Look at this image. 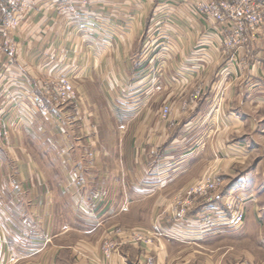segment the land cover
<instances>
[{
	"label": "crops",
	"instance_id": "crops-1",
	"mask_svg": "<svg viewBox=\"0 0 264 264\" xmlns=\"http://www.w3.org/2000/svg\"><path fill=\"white\" fill-rule=\"evenodd\" d=\"M200 1L88 0L71 23L52 0H25L16 54L0 55V117L27 118V104L49 98L62 73L74 74L78 96L26 119L2 145L0 264H262L246 252L264 250L251 242L261 229L248 227L262 201L255 181L240 178L226 192L246 205L239 227L196 223L222 195L173 218L178 196L205 170L230 175L257 157L256 169L264 155V27L250 52L222 53L219 25L199 16ZM130 230L153 244L122 243ZM239 245L242 257L231 254Z\"/></svg>",
	"mask_w": 264,
	"mask_h": 264
},
{
	"label": "rangeland",
	"instance_id": "rangeland-1",
	"mask_svg": "<svg viewBox=\"0 0 264 264\" xmlns=\"http://www.w3.org/2000/svg\"><path fill=\"white\" fill-rule=\"evenodd\" d=\"M52 1H53L52 5L55 7V10H56L55 16L56 15L57 16H67L68 15L70 20L69 21L67 20V21L71 22V23L72 22H77L80 19V17H82L83 13H81V11H83L84 8H87V5H88V0H52ZM109 1H113V0H109ZM216 2L217 3H221V1H218V0H201L200 2H198L195 5V8H196V11L199 14V16H201L204 20L207 21L208 17H210V14H211V9L207 8V6L211 7V4L212 3H216ZM0 4H1L0 5V55H1V53H7V52H8L9 55H11L9 53L10 52L9 47H11L12 50H13V53H14V54L11 55V57H13L16 54V46H14V42H13L14 40H13L12 36L16 32V30L18 29L17 17L19 15L25 14L27 12L28 8H29V5L25 2V0H4V1L0 0ZM262 8H263L262 10L264 12V7L262 6ZM162 13L163 12L160 11V17L162 15ZM226 16L228 17L227 14H226ZM6 23L11 25L9 32L6 31L7 33H10L9 35H11V38H12L10 46L6 44L5 38H4V33H5L4 26L6 25ZM217 25H219V26H217L218 27V33L221 36L222 42H223L224 37L227 35V33H226L227 28H225L226 25H220L219 23H217ZM263 27H264V24L259 29V33H258L257 37H259V34L262 31ZM158 29H159L158 33L161 34L162 31L166 30L167 28L163 26V23H161V25L159 26ZM249 47L250 46L247 47V45H245L243 48L236 49V50H231V49H227L225 47V45H224V42H223L222 53H234V56H236L238 53H246V51L250 52L251 49ZM235 60H236V63L239 65V60H238L237 57L235 58ZM3 69H4L3 67L0 69V77L2 75L1 74L2 73L1 70H3ZM55 77H56V79L55 78L52 79V85H54L53 89H50V90L48 89V92H47V95L52 100L53 104H52V102L49 100V98L46 95L45 96L43 95L44 97H42V96L36 97L35 96L36 99L38 98L37 99L38 102L35 101V108H33V109H32V107H30L29 104H27L28 110L25 111V113L27 114V118H25V114H23V113L20 114L19 118L16 117L17 120L11 121V122H9V120H8L9 117L8 116H6L5 119L0 117V150L3 148L2 145L4 143H5V147H6L7 141L9 139H12L10 137H12L13 133L16 131V128L17 129L18 128L23 129L24 127H26L25 126L26 125L25 124L26 119H27L28 125L29 124L32 125L36 115H38L40 113L41 114L42 113H47V114L51 115L52 112H51L50 108L57 107V106H63V105L66 106L67 104L71 103V101H73V100H75L77 98L78 94H77V91H76V88H75V85H74V74L70 75L68 73H62V74H59L58 76L55 75ZM62 79H67L69 82H71L72 86L75 89V93H76L75 98L70 99V100H63V99H61L59 97V95L57 94V89L59 88V83L61 82ZM4 93H5V91H3V89H1L0 90V95H3ZM52 105H54V106H52ZM1 109L2 108H1V104H0V112H2ZM169 114H170V108H168V107L164 108L163 111H162V117L163 118H167ZM122 129H125V128L122 127ZM27 146H29V145H27ZM1 155H2V153L0 151V161L2 160ZM52 156L54 158H61L60 155H57V154L56 155H52ZM7 157H10V156L7 155ZM93 157H94V160H96V154H94ZM259 157H260V159L263 160V162L261 161L260 162L261 163L260 166L257 167L256 169H254L252 167H254L255 166V162H257L259 160L257 157H256L255 160H253L254 162L252 161V162L247 163L245 165H240L239 166L240 169H238V170L236 169V170L232 171V174L230 173V175L222 174V175H219V176H215L216 180H218V183H219L218 187H217V190L214 191L211 194L212 196H211V200L210 201L208 199L207 200L204 199V200L206 202H211L212 198L216 197L217 195H218V197L220 195H222L223 198L219 200V204L220 205L217 206L219 208L216 211L207 212L206 214H204V216H202V219H206L208 217H211L212 221H215L217 226H215V227L213 226V227H210V228L206 227L205 229H202L201 231H207V230L216 231L214 229H216V228L220 229L221 227H223V226L220 225V223H223L224 221L228 220L229 218L231 219L232 210L229 209L230 203H228L230 201H232L231 203H233L234 207L236 208L233 211L241 210L244 213V217H245L246 205L243 207L240 203H238L237 199L233 198L235 196L232 197V195H231L226 200H225V197L227 196V194H226L227 190L229 188H231L233 184L237 183L240 178H243V179L246 178V180L250 179L251 181H255L256 182L254 188H251V187L250 188H251V190L253 189L252 190L253 194L257 195L259 193V195L262 197V201H260V202L256 201V203L258 205V215H257V217L255 218V220L253 221L252 224H250V225L248 224L249 225L248 227H251L253 229L254 225H255V226H257L258 228L261 229L260 231L263 234H261V236H259V234L255 235V234L252 233L251 242H258V240H260L261 242H264V155L262 154ZM10 159L8 158L7 161L8 162H12V159L11 160ZM27 161L29 162V156L27 158ZM15 163H18V161L17 162L15 161ZM210 169H211V167L208 168L207 170H205L203 172L204 174L200 178H198L192 185L186 187L185 191L183 193H181V197L180 198H182V201H185L186 198H188L187 191L190 189V187L193 186L195 183L199 182V180L202 177H204L209 171H211ZM78 172L74 171V172H70V174L72 173L76 177V176H78L80 174L81 171H78ZM114 172H116V170L112 169V170L108 171V174L112 175ZM100 173L102 174L101 171H100ZM79 180H80L79 176L75 178V182L77 183L75 185V187L77 189H81L82 188L80 186V184H78ZM56 189H57V187H56ZM94 191L95 190H93V192ZM69 193L72 194L71 192H69ZM78 194H83V191L82 192L80 191ZM92 194H95L97 196V199L99 198L100 200H103L104 199L103 197L106 196L104 191H95ZM179 194H180V192H179ZM198 199L199 198H197L196 201H194V200L192 201V206L193 207L195 206L196 203L199 202ZM103 201H105V199ZM100 203H98L97 206H99ZM36 206L38 207V202H36ZM81 206H84V207H81ZM85 206H87V205H85V202H82V201L78 202L79 209H83V208L85 209ZM125 211H127V210H125ZM244 221H245V219H244ZM244 221H243V224H244ZM258 228H256L255 230L257 231ZM135 233H138V231L133 230L130 233H128L127 235H124L125 239L123 240L122 243L130 244V245H132L134 247H139V248H141L142 245H144L145 247H149V246H151L153 244L152 240L150 238H148L145 234H143V237H141V239H140V237L139 238L138 237L137 238L134 237ZM139 233H141V232H139ZM150 241L152 242L151 244L148 243ZM235 242L237 243L238 241L236 240ZM107 246L110 249L112 248V247H110L111 245L109 243L106 245V247ZM250 247L252 249L250 251L247 249L246 252L252 254V256H255L256 258H260L261 259V263L264 264V250H260V249L258 250V248L256 246H253V245H251ZM239 248L240 249H236L235 252L231 251V254H234L237 257H242L244 255L243 254V249H242L243 247L240 246ZM210 253L215 255V251L214 252H210ZM210 253H209V255H210ZM220 253L222 254V252H220ZM149 261H153V260L152 259H148L146 261V264H150Z\"/></svg>",
	"mask_w": 264,
	"mask_h": 264
},
{
	"label": "built area",
	"instance_id": "built-area-1",
	"mask_svg": "<svg viewBox=\"0 0 264 264\" xmlns=\"http://www.w3.org/2000/svg\"><path fill=\"white\" fill-rule=\"evenodd\" d=\"M221 3H212L211 7L207 6V8L211 9L210 17H208L207 21H211L217 25H226L227 35L224 37V45L227 49L236 50L243 48L245 45L250 46V44H254L258 41V33L259 29L264 24V12L261 4L257 2V0H218ZM228 17L226 16V14ZM9 23V22H8ZM6 23L4 26L5 33L4 38L7 45L10 46L11 43V35L9 32L11 25ZM8 26V27H7ZM224 31V30H223ZM10 54H14L11 47H9ZM57 94L63 100H70L75 98L76 93L75 89L72 86L71 82L67 79H62L59 83V88L57 89ZM167 112V111H166ZM218 180H216L215 176L209 171L204 177H202L199 182L195 183L190 189L187 191V196L185 201H182L181 196H178L175 209L173 213V218L177 220H183L185 216L192 210V201H196L199 199H208L211 200V194L217 190ZM232 201L230 203L229 209L232 210L231 219L220 223L221 226H228L230 228H236L243 224L244 221V213L239 211H233L236 208L234 207ZM234 202V201H233ZM227 203V204H228ZM192 206V207H191ZM180 207V208H178ZM196 223L202 229L215 227L217 226L215 221H212L211 217L206 219L197 220ZM219 225V224H218ZM210 231V230H207ZM135 238L141 239L143 237V233H135ZM151 244L152 242H148ZM106 257H109V251L105 248ZM150 264H154L153 261H149Z\"/></svg>",
	"mask_w": 264,
	"mask_h": 264
}]
</instances>
